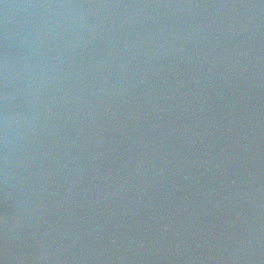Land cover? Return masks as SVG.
Wrapping results in <instances>:
<instances>
[{"label":"water","instance_id":"obj_1","mask_svg":"<svg viewBox=\"0 0 264 264\" xmlns=\"http://www.w3.org/2000/svg\"><path fill=\"white\" fill-rule=\"evenodd\" d=\"M0 264H264V0H0Z\"/></svg>","mask_w":264,"mask_h":264}]
</instances>
